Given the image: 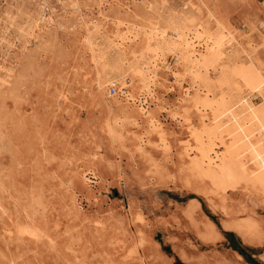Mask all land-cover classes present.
<instances>
[{
    "label": "rangeland",
    "instance_id": "rangeland-1",
    "mask_svg": "<svg viewBox=\"0 0 264 264\" xmlns=\"http://www.w3.org/2000/svg\"><path fill=\"white\" fill-rule=\"evenodd\" d=\"M109 1L106 13L111 17L146 24L149 14L137 8L145 0ZM197 1L171 0L169 12L193 22L205 20L204 13L182 11L184 3ZM206 1L230 27L249 32L264 73V0ZM6 3L0 0V64L5 67L0 72V264H264L253 256L264 246L246 249L238 242L216 244L197 236L204 213L221 231L223 220L246 215L258 217L264 226V185L241 184L243 192L229 193L226 202L215 196L214 205L201 196L206 183L191 174L182 143L191 136L192 126L208 121L193 101L194 92L190 101L183 100L182 88L188 85L178 77L182 70L174 56L168 61L177 73H158L160 100L146 103L141 97L162 127L158 134L137 107L121 101L119 83L108 100L93 87L96 70L83 43L84 30L60 26L75 22L79 7L84 17L97 19L93 0L72 1L68 14L59 10V17L47 11L36 34L31 18L16 8L7 14ZM49 3L60 9L56 0ZM208 25L215 29L213 22ZM107 28L114 30L111 20ZM116 54L108 53L111 62L119 60ZM244 66L238 69L241 83L253 76L246 73L248 64ZM220 79L216 70L205 84L217 85ZM110 101L127 110L126 115L112 112L120 123L125 120L116 128L118 139H112L106 125ZM129 116L137 118L142 129L133 127ZM132 132L146 139L143 151L128 138ZM82 169L87 170V182L81 179ZM190 196L203 212L198 213L199 208L185 214ZM29 226L37 229L36 235L26 229ZM134 230L141 240L137 248Z\"/></svg>",
    "mask_w": 264,
    "mask_h": 264
},
{
    "label": "bare ground",
    "instance_id": "bare-ground-1",
    "mask_svg": "<svg viewBox=\"0 0 264 264\" xmlns=\"http://www.w3.org/2000/svg\"><path fill=\"white\" fill-rule=\"evenodd\" d=\"M6 1L7 14L12 12V8L24 12L31 18L30 23L35 33V29L41 31L40 22L47 19V11L50 10L57 17L60 16L59 10L68 14V3L77 0H56L60 9L50 5L49 0ZM170 1L145 0L140 3L137 8L149 14L146 24L140 25L120 19L117 15L111 17L106 13L107 6H111L109 0H93L94 8L98 9L97 19L84 17L79 7L74 15L75 22L68 28L64 22L60 26L63 29L84 30L83 43L91 54V61L96 70L93 87L108 100L111 95L109 91L107 93V86L119 83L121 101L127 107H137L140 116L144 117L152 131L158 134L161 133L162 127L154 113L146 106L148 104L144 105L141 97H144L146 103L148 99H151L152 103L160 100L156 93L161 86L158 73L163 70L172 71L168 56H174L176 66L182 71L172 72L177 73L180 80L188 85L182 88L186 94L183 100L190 101L195 93L193 101L208 121L201 127L192 126L191 136L182 143L183 153L188 159L191 174L206 183L201 196L206 198L210 205H214L215 196H220L221 200L226 202L229 193L237 190L243 192L241 184L259 182L264 185V73L256 56V48L251 44L249 32L239 33L230 27L209 8L206 0H198L193 4L186 2L183 5L184 13L194 12L199 16L205 14V20L201 17L198 22L169 12ZM162 17L167 21H162ZM110 20L114 25L111 32L107 28ZM210 22L214 23L215 29L210 28ZM262 26L261 23L259 27ZM260 33L264 44V34ZM34 39H37L36 35ZM134 45L138 47L130 50ZM198 48L204 51L201 52ZM113 51L120 56L118 61L113 59L114 62H111V57H108V53L112 55ZM222 62L227 64L229 69H225ZM245 64H248V72H244L253 76H247L246 82L241 83L238 69ZM4 70L5 67L0 64V72ZM216 70L221 71L220 81L217 85H206V80H209L210 74ZM6 76H11L9 71ZM203 93L204 100L201 98ZM254 95L260 98L259 102L253 101ZM64 100H68V97H64ZM107 110L108 133L112 139H116V128L125 120L122 119L123 122L120 123V117L115 114L112 116V112L117 110L126 115L127 110L115 106L112 101L107 103ZM128 118L131 119L129 123L133 127L142 129L137 118ZM128 138L136 140V150L143 151L146 139L134 132ZM86 171L82 169L80 175L81 179L87 182ZM199 208L200 203L193 199L186 205L185 214L190 216L189 213ZM128 217L129 223H132L130 215ZM205 217L203 230L196 227L197 236L204 241L215 243L220 237L219 231L206 214ZM223 226L237 232L248 244L264 246V226L258 217L246 215L239 220H223ZM26 229L32 235L37 234L36 228L31 229L29 226ZM137 237L139 231L134 230V248L141 243ZM217 262L218 260L216 264H229L225 260Z\"/></svg>",
    "mask_w": 264,
    "mask_h": 264
},
{
    "label": "crops",
    "instance_id": "crops-1",
    "mask_svg": "<svg viewBox=\"0 0 264 264\" xmlns=\"http://www.w3.org/2000/svg\"><path fill=\"white\" fill-rule=\"evenodd\" d=\"M189 199H190V198H189ZM202 210H203V209H202V205H201V209H200V211H199L198 213L203 212ZM204 216H205V213H204ZM205 218H206V217H205ZM213 222H214V221H213ZM216 225H217V224H216ZM217 228H218V226H217ZM222 228H223V231H221V230L218 228V231H219L220 237L218 238L216 244H218V243H223V244H237V242H238V243H240L241 245H243L244 248H246V249H257V248H262V247H258V246L251 245V244H247V243L243 242L242 238L240 237V235H239L237 232H235V231L232 230V229L224 228V226H223V221H222ZM224 232H231V233H233L234 235H232V236H230V237H227V236L225 235ZM204 245H210V244H204ZM231 248H232V247H231ZM253 256L257 257L262 263H264V251H263V252H259V253H257V255L254 254ZM238 257H239V254H238Z\"/></svg>",
    "mask_w": 264,
    "mask_h": 264
},
{
    "label": "trees",
    "instance_id": "trees-1",
    "mask_svg": "<svg viewBox=\"0 0 264 264\" xmlns=\"http://www.w3.org/2000/svg\"><path fill=\"white\" fill-rule=\"evenodd\" d=\"M192 197H194V196H190V198H192ZM192 199H194V198H192ZM197 199V198H196ZM190 200V199H189ZM188 200V201H189ZM187 204V203H186ZM215 223V222H214ZM225 233V235L227 236V237H230V236H232V235H234L233 233H231V232H224ZM240 252H242L244 255H245V252L243 251V250H241L240 249ZM241 255V254H240ZM242 256V255H241ZM255 264V263H254Z\"/></svg>",
    "mask_w": 264,
    "mask_h": 264
},
{
    "label": "built area",
    "instance_id": "built-area-1",
    "mask_svg": "<svg viewBox=\"0 0 264 264\" xmlns=\"http://www.w3.org/2000/svg\"><path fill=\"white\" fill-rule=\"evenodd\" d=\"M116 86L115 85H111L110 87H109V92H110V94H115L116 93Z\"/></svg>",
    "mask_w": 264,
    "mask_h": 264
}]
</instances>
